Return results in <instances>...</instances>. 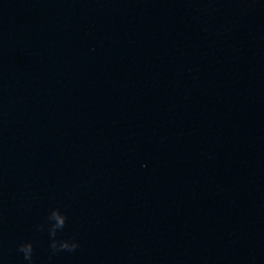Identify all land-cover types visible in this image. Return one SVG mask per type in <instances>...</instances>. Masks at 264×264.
Returning a JSON list of instances; mask_svg holds the SVG:
<instances>
[{
    "label": "water",
    "instance_id": "95a60500",
    "mask_svg": "<svg viewBox=\"0 0 264 264\" xmlns=\"http://www.w3.org/2000/svg\"><path fill=\"white\" fill-rule=\"evenodd\" d=\"M0 264H264V0H0Z\"/></svg>",
    "mask_w": 264,
    "mask_h": 264
},
{
    "label": "clouds",
    "instance_id": "9594fccd",
    "mask_svg": "<svg viewBox=\"0 0 264 264\" xmlns=\"http://www.w3.org/2000/svg\"><path fill=\"white\" fill-rule=\"evenodd\" d=\"M23 248H24V251H25L26 255L30 254V252H31V245L30 244L29 245H24Z\"/></svg>",
    "mask_w": 264,
    "mask_h": 264
}]
</instances>
